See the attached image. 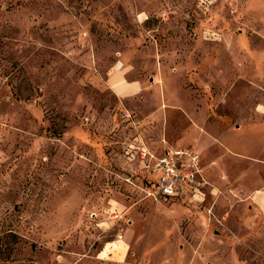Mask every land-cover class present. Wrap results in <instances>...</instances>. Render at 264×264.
Returning <instances> with one entry per match:
<instances>
[{
	"label": "rangeland",
	"instance_id": "1",
	"mask_svg": "<svg viewBox=\"0 0 264 264\" xmlns=\"http://www.w3.org/2000/svg\"><path fill=\"white\" fill-rule=\"evenodd\" d=\"M0 264H264V0H0Z\"/></svg>",
	"mask_w": 264,
	"mask_h": 264
},
{
	"label": "built area",
	"instance_id": "2",
	"mask_svg": "<svg viewBox=\"0 0 264 264\" xmlns=\"http://www.w3.org/2000/svg\"><path fill=\"white\" fill-rule=\"evenodd\" d=\"M200 153L191 147H170L155 157L150 193L157 199L192 194L199 196L206 182L201 173Z\"/></svg>",
	"mask_w": 264,
	"mask_h": 264
},
{
	"label": "crops",
	"instance_id": "3",
	"mask_svg": "<svg viewBox=\"0 0 264 264\" xmlns=\"http://www.w3.org/2000/svg\"><path fill=\"white\" fill-rule=\"evenodd\" d=\"M131 187H132L131 185L130 186L128 185V188H131ZM129 197H132L130 193H129Z\"/></svg>",
	"mask_w": 264,
	"mask_h": 264
},
{
	"label": "bare ground",
	"instance_id": "4",
	"mask_svg": "<svg viewBox=\"0 0 264 264\" xmlns=\"http://www.w3.org/2000/svg\"><path fill=\"white\" fill-rule=\"evenodd\" d=\"M121 89H124V88H121Z\"/></svg>",
	"mask_w": 264,
	"mask_h": 264
}]
</instances>
